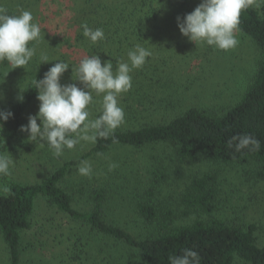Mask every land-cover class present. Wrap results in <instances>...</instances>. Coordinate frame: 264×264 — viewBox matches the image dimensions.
Instances as JSON below:
<instances>
[{"label": "trees", "instance_id": "trees-1", "mask_svg": "<svg viewBox=\"0 0 264 264\" xmlns=\"http://www.w3.org/2000/svg\"><path fill=\"white\" fill-rule=\"evenodd\" d=\"M73 1L75 15L71 21L76 32L73 39H64L63 45H79L84 65L76 67L66 54H61L60 60L51 55H31L29 83L25 75L7 73L6 69L14 50L25 46L31 50L33 43L29 46L28 40L14 38L21 17L13 7H0L2 97L15 92L21 97L19 101L8 98L10 106L0 113V142L23 136L28 110L48 89L58 93L60 105L68 113L81 110L77 127L86 129L93 138L86 153L57 168L49 178L34 184L11 183L8 194L0 196V233L9 250L8 263L264 264V244H258L257 226L216 216L218 173L186 174L187 166L202 163L232 165L253 161L257 180L264 181V0H234L228 10L234 28L249 37L260 51L255 74L242 97L222 113L189 107L166 121H160V117L175 112L178 105L155 96L164 87L157 66L149 61L137 66L133 61V74L128 68L126 74L112 77L127 67L126 56L134 59L136 53H144L161 28L160 0ZM181 19L183 26L187 16ZM85 70L105 77L82 86L77 83V74ZM113 98L122 99V106L115 104L114 110L108 107ZM87 115L92 120L88 121ZM116 118L118 126L114 124ZM157 146L170 150L167 156L174 164L171 174L161 166L148 169L146 180H141L134 168L119 173V166H127L125 158L115 163L114 171L99 161V177L89 172L80 182L71 183L74 188L65 183L73 171L104 158L115 148L139 152ZM0 172L6 176L1 151ZM111 172L120 174L118 180L123 182L112 185L107 179ZM127 173L131 174L123 175ZM175 181H184L176 196L172 195L174 189L164 190L165 186H177ZM40 200L49 210L66 215L71 226L75 224L67 232L63 229L60 242L51 247L68 243L65 255L37 258L34 254L51 243L44 240L40 246L30 245V258H26L23 236L35 226ZM193 215L197 219L187 222ZM42 230L48 237L49 231L44 227Z\"/></svg>", "mask_w": 264, "mask_h": 264}, {"label": "rangeland", "instance_id": "rangeland-1", "mask_svg": "<svg viewBox=\"0 0 264 264\" xmlns=\"http://www.w3.org/2000/svg\"><path fill=\"white\" fill-rule=\"evenodd\" d=\"M233 2L234 0H160L161 28L154 34V39L144 49V53H136L134 59L126 56L124 65L127 67L122 68L121 72L113 73L112 77L117 78V73L126 74L128 68L133 74L136 71L131 66L133 61L137 62V66L140 62L147 61L157 66L159 70L157 75L164 87L162 86L161 90H158L159 93L154 95L158 97L157 99L162 97L168 99V103L173 100L178 105L175 112L164 114L160 121L170 120L189 107L205 108L215 113L224 112L242 97L253 79L260 59V51L251 39L234 28L228 19V10ZM4 6L13 7L21 17L18 26L21 33L14 32V38L28 40L29 46L33 43L31 50L25 46L10 54L7 73L12 71L20 73L26 76L27 83L31 82V62L28 59L31 55L40 57L51 55V58L60 60L61 54H66L76 67L84 65L82 61L84 52L80 50L79 45L71 48L63 45V40L70 37L73 39L76 32V27L71 21L75 15L72 10L75 6L73 0H0V7ZM183 15H186L187 19L181 26ZM58 66L63 68L62 64ZM90 72L85 70L82 75L77 74V83L87 86L89 82L105 77L103 73ZM17 93L13 95L9 93L6 97L19 101L21 97L20 93L19 95ZM3 94L0 85L1 114L11 104L8 103V98L2 97ZM41 94L27 112L23 136L0 142L6 174L4 176V173L0 172V196L8 194L11 183L34 184L44 181L57 168L70 160L78 159L92 147L93 138L90 132L87 134L86 129L81 131L77 127V117L81 110L68 113L64 105H60L62 101L60 102L58 93L51 89ZM73 96L77 99L76 94ZM111 100L109 102L111 106H108L111 109H116L113 105L118 103V106H122V99ZM99 106L102 108V103ZM83 108L86 112L89 110L88 107ZM92 118L87 115L88 121ZM119 122L118 118L114 119L117 126ZM168 154L170 150L163 146L147 147L139 152L130 148H115L104 158L73 171L65 179V183L73 187L71 183L80 182L89 172H94L99 177V161L114 171L115 163L125 158L127 166H123L124 164L119 166L121 167L119 173L134 168L138 170L136 173L142 176L141 180H146L149 176L146 172L148 169L151 171L155 166V168L161 166V169L165 168L164 170L171 174L174 164L168 158ZM151 156H154L152 161ZM156 158L160 161L157 162ZM255 167L253 161L232 165L202 163L187 166L186 174L199 175L209 171L218 173L219 210L216 216L242 225L255 224L258 228V244L262 245L264 181L257 180ZM129 174L131 173L123 175ZM119 176L120 174L111 172L107 179L112 185H117L118 182H123V179L118 180ZM182 182L175 181L177 186H165L164 190L174 189L172 195L176 196L182 189ZM131 186L134 184L131 183ZM170 195L171 192L169 197ZM195 219L197 216L193 215L187 222ZM68 220L66 215L49 210L46 203L40 200L33 220L35 226L23 236V248H27L26 258H30L31 250L28 247L34 244L40 246L44 240L51 243L46 249H41L39 254H34L37 258L41 255L40 258L67 254L68 243L56 248L51 247L60 242L62 230L66 229L67 232L72 225ZM74 226L75 224L70 229ZM43 227L49 231V238L43 235ZM77 231L82 232L80 228ZM9 257L8 247L0 233V264H9Z\"/></svg>", "mask_w": 264, "mask_h": 264}]
</instances>
